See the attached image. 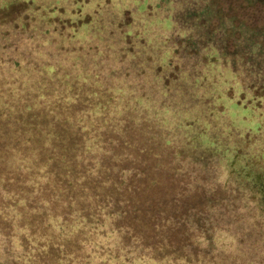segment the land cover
<instances>
[{
	"label": "trees",
	"instance_id": "1",
	"mask_svg": "<svg viewBox=\"0 0 264 264\" xmlns=\"http://www.w3.org/2000/svg\"><path fill=\"white\" fill-rule=\"evenodd\" d=\"M55 1L69 6L53 7L47 17L77 18L75 34L91 5L113 6L110 0ZM118 1L126 9L147 2ZM176 1L177 24L166 21L165 29L175 25L189 35L172 37L183 46L174 56L211 69L209 78H196L198 89L211 102L223 101L221 111L170 99L171 108L168 91L152 98L146 88L114 80L113 70L95 85L86 65L58 71L34 67L26 55L0 54V264H256L248 256L264 255L263 227L245 234L232 228L231 214L217 208L227 190L216 186V166H225L238 189L258 195L264 209V174L247 152L253 135L264 134L257 121L264 119V0H237L240 12L217 0ZM126 31L120 57L134 49L138 54L125 58L141 64L138 47H154L143 38L132 43ZM222 67L228 74L215 81ZM231 75L240 79L237 93L224 99L222 80ZM223 129L232 141H221ZM227 238L230 249L219 250Z\"/></svg>",
	"mask_w": 264,
	"mask_h": 264
},
{
	"label": "rangeland",
	"instance_id": "2",
	"mask_svg": "<svg viewBox=\"0 0 264 264\" xmlns=\"http://www.w3.org/2000/svg\"><path fill=\"white\" fill-rule=\"evenodd\" d=\"M5 1L0 0V7ZM13 1L7 6L8 9L3 10L5 9L3 8L2 11L0 10V23L2 24L0 25V54L2 56L20 60L23 59V55H26L34 67L53 65L58 71L60 66H67L68 64L77 63L76 68H79L77 70L82 69L81 65H86L87 71L93 75V77L90 76L91 79H88V81L95 85H103L104 80L101 81V78L104 73L107 70H113L114 80L118 78L119 82L126 83L136 88V90L143 91V88H146L152 98L159 97V89L168 91L169 100H167V103L171 108L175 104L180 105L182 103L198 105L211 103L218 111L225 109L226 105L223 104V101L211 102L207 98V94H203L204 91L198 89L200 82L198 83L196 78L198 76L209 78L211 69L206 68L207 66L202 63L182 61L180 57L176 59L174 56V49L179 46L183 49V46L181 41L178 43L177 41L172 42V37L177 33L185 36L189 35L188 30L178 28L182 31L180 32L175 25V29L171 27L165 29L166 21H169L170 24H177L174 16L177 13L176 9L181 4L176 0H141L142 2L147 1L144 6L135 1L134 4H131V7L127 6L128 9L123 8L118 0H110L111 3L113 1L112 7L104 5L106 3H103V8L99 5H96V7L91 5L88 10L90 13L82 20L86 24L77 34H75L74 28L77 25V18L68 15L61 16V18L53 17L50 18L53 19V23H50V19L47 17L53 7L64 11L62 8H68V4L56 6L55 0H40L36 5H30V2L26 4L23 1L20 3V0ZM217 1L225 8L231 6L234 11H241L239 8L240 1ZM41 5L47 11L41 9ZM34 8H37V10H34ZM126 28L135 37H130L132 43L136 44L137 41H140L138 39L143 38L145 41L150 40L154 47V50H151L147 43L143 45L144 49L141 46L138 47L143 55L141 64L136 61L130 63V58H125L127 54H129V57L137 55L138 52L134 49H125V56L120 57L127 43V36L123 40L122 34L123 31L127 32ZM165 56H168L169 60L164 62L165 65L162 62L163 67H159L157 63ZM136 59H139V57H136ZM200 59L202 60V57ZM192 66L196 67L192 69ZM148 67H151V71H148ZM227 74L228 71L224 67L218 69L215 74V81L221 80L223 75ZM94 75H99V77L94 79ZM237 81H240V79H236L232 75L226 81L222 80L227 86L224 90L226 92L224 99L234 98L237 90H234L233 87H237L235 85ZM192 95L194 99H191ZM245 96L246 94H241L238 98H245ZM170 99L171 101L175 100V104H172ZM257 121L264 126V119L257 118ZM223 130L221 134L225 136V139L221 141H232L230 130ZM176 136L178 134L176 135L173 131L168 133V137L174 138V140ZM248 144L251 145V153H249L247 147L249 157L253 156L252 161L256 163L260 173L264 174V160L255 161L260 152L264 150V134H254ZM218 162L221 161L218 160ZM223 164L225 165V163ZM231 171L225 166H216V177L218 178L216 186H222L227 190L223 196L225 199L219 201L217 208L223 213H230V225H232V228L236 227L243 231V234L258 227H263L264 230V209L261 211L258 209V195H256L257 198H254L248 190L238 189ZM234 190L235 192L240 191L241 197L238 200L234 199ZM201 217L206 220L204 218H207V215L201 214ZM204 225L208 226L209 224ZM245 245L246 247L242 249L243 252L246 251L247 245H250V241L246 242ZM230 247L231 239L229 238L222 239L218 243L219 250L226 251ZM248 258L255 260L256 264L264 262V255L261 253L251 254Z\"/></svg>",
	"mask_w": 264,
	"mask_h": 264
}]
</instances>
